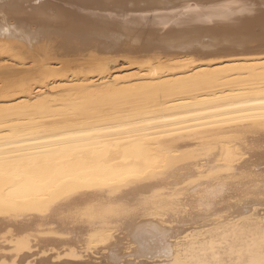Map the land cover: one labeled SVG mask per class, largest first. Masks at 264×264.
I'll use <instances>...</instances> for the list:
<instances>
[{
	"label": "bare ground",
	"instance_id": "obj_1",
	"mask_svg": "<svg viewBox=\"0 0 264 264\" xmlns=\"http://www.w3.org/2000/svg\"><path fill=\"white\" fill-rule=\"evenodd\" d=\"M0 264H264V0H0Z\"/></svg>",
	"mask_w": 264,
	"mask_h": 264
}]
</instances>
